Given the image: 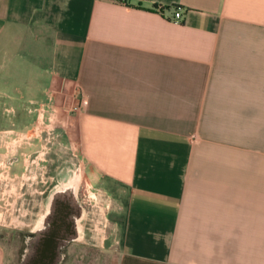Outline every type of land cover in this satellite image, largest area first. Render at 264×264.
Segmentation results:
<instances>
[{"label":"crops","instance_id":"obj_1","mask_svg":"<svg viewBox=\"0 0 264 264\" xmlns=\"http://www.w3.org/2000/svg\"><path fill=\"white\" fill-rule=\"evenodd\" d=\"M50 120L113 203L119 264H264V0H0L13 183L47 168Z\"/></svg>","mask_w":264,"mask_h":264},{"label":"rangeland","instance_id":"obj_2","mask_svg":"<svg viewBox=\"0 0 264 264\" xmlns=\"http://www.w3.org/2000/svg\"><path fill=\"white\" fill-rule=\"evenodd\" d=\"M58 125L61 128L55 120L48 121V134L42 137L48 162L41 165L45 167L47 163L46 169L32 165L30 174L27 171L25 176L22 169L16 173L18 177L13 183L14 176L7 167L14 165L0 164V246L5 264L21 263L29 231L45 207L46 195L41 196V193L46 185L49 187L46 192H49L71 179L78 183V197L87 210L83 224L89 229L85 231L84 243H77L67 250L63 264H119L113 203L103 192L79 177V163L72 152L71 141H62L63 134ZM63 126L65 130L66 125ZM23 193L25 196L21 197ZM18 217H23V225L15 223Z\"/></svg>","mask_w":264,"mask_h":264},{"label":"flooded vegetation","instance_id":"obj_3","mask_svg":"<svg viewBox=\"0 0 264 264\" xmlns=\"http://www.w3.org/2000/svg\"><path fill=\"white\" fill-rule=\"evenodd\" d=\"M44 195V211L29 231L20 264H63L67 250L84 243L89 229L83 224L87 210L79 200L75 179Z\"/></svg>","mask_w":264,"mask_h":264},{"label":"built area","instance_id":"obj_4","mask_svg":"<svg viewBox=\"0 0 264 264\" xmlns=\"http://www.w3.org/2000/svg\"><path fill=\"white\" fill-rule=\"evenodd\" d=\"M102 1H107V2H110V3L116 4V5H119V6H124V7L129 6V0H102ZM180 17H181V15H180L179 12H176V13L174 14V20H175V21H179ZM79 103H80L81 105L85 104V103H86V97L81 96L80 99H79ZM79 106H80V105L75 106L73 109H74V110H78Z\"/></svg>","mask_w":264,"mask_h":264}]
</instances>
